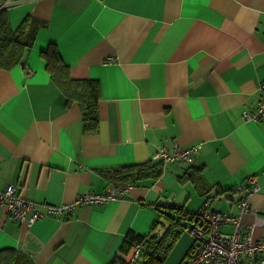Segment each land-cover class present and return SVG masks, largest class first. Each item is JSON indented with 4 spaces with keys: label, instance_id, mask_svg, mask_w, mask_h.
<instances>
[{
    "label": "crops",
    "instance_id": "1",
    "mask_svg": "<svg viewBox=\"0 0 264 264\" xmlns=\"http://www.w3.org/2000/svg\"><path fill=\"white\" fill-rule=\"evenodd\" d=\"M0 17L13 31L37 29L18 64L0 65V189L14 185L46 213L28 228L0 206V251L35 264H108L129 230L154 232L161 207L237 212L251 175L261 188L242 220L264 239V118L245 116L264 82V0H0ZM47 49L73 78L99 81L98 130H84ZM162 146H196V162L165 161L161 176L109 203L47 212L45 204L105 192L117 185L115 169L150 161Z\"/></svg>",
    "mask_w": 264,
    "mask_h": 264
},
{
    "label": "trees",
    "instance_id": "2",
    "mask_svg": "<svg viewBox=\"0 0 264 264\" xmlns=\"http://www.w3.org/2000/svg\"><path fill=\"white\" fill-rule=\"evenodd\" d=\"M37 29L31 23H26L17 31H13L5 17H0V65L12 68L22 58L25 49H31L36 39ZM47 66L52 78L62 88L71 100H76L82 107L83 127L86 132L98 130L100 125L99 101L101 97L100 83L96 79H76L70 74L69 66L61 60L56 49L44 51ZM164 160H150L144 163L124 165L114 170L109 176L119 186L132 184L145 176L159 177L164 171ZM199 169V168H197ZM190 173L192 180H200L202 174L197 170ZM208 191L204 192L206 196ZM200 211V210H199ZM159 225L163 228L161 234L154 232L142 235L129 230L120 246L121 255H116L108 264H164L165 259L179 240L183 224L196 214L186 206H164L159 208ZM181 229V231H179ZM139 243L142 246L140 259L132 263L127 257L132 247ZM191 253V252H190ZM190 255V254H189ZM188 255V257H190ZM0 264H35L32 258L23 252L7 248L0 251Z\"/></svg>",
    "mask_w": 264,
    "mask_h": 264
},
{
    "label": "built area",
    "instance_id": "3",
    "mask_svg": "<svg viewBox=\"0 0 264 264\" xmlns=\"http://www.w3.org/2000/svg\"><path fill=\"white\" fill-rule=\"evenodd\" d=\"M260 91L257 109L245 114L250 120L264 118V82L260 85ZM197 154L196 146H162L155 152L153 159L193 164ZM248 183L251 184V190L240 200L237 212L218 211L210 208L208 202L204 204L197 213L203 221L197 232L198 239L191 250V256H187L183 264H264V239H255L253 229L245 226L242 220L243 214L251 210L249 196L261 188L256 175H251ZM130 186V183L125 186L114 185L105 192H86L79 194L73 202L45 204V207L48 213L57 215L72 212L77 206L105 204L119 199V195L125 193ZM0 206L5 207L10 216L28 228L46 215L37 202L19 195L14 185L8 186L6 190L0 189ZM226 224L233 225L231 232L223 230ZM141 252L142 246L136 243L127 258L134 263L140 259Z\"/></svg>",
    "mask_w": 264,
    "mask_h": 264
},
{
    "label": "water",
    "instance_id": "4",
    "mask_svg": "<svg viewBox=\"0 0 264 264\" xmlns=\"http://www.w3.org/2000/svg\"><path fill=\"white\" fill-rule=\"evenodd\" d=\"M203 221L199 214H196L195 218H189L183 224V231L181 236L167 258L164 264H183L187 256L190 254L192 248L198 239V230ZM181 231V229L179 230Z\"/></svg>",
    "mask_w": 264,
    "mask_h": 264
},
{
    "label": "rangeland",
    "instance_id": "5",
    "mask_svg": "<svg viewBox=\"0 0 264 264\" xmlns=\"http://www.w3.org/2000/svg\"><path fill=\"white\" fill-rule=\"evenodd\" d=\"M198 205H199V202L197 203V204H195V209H197L198 208ZM162 231V230H161Z\"/></svg>",
    "mask_w": 264,
    "mask_h": 264
}]
</instances>
